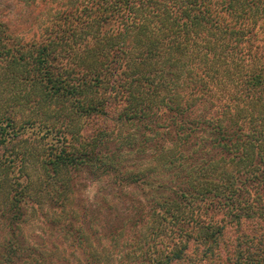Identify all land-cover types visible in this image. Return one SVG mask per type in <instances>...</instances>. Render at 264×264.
Instances as JSON below:
<instances>
[{
	"label": "trees",
	"instance_id": "1",
	"mask_svg": "<svg viewBox=\"0 0 264 264\" xmlns=\"http://www.w3.org/2000/svg\"><path fill=\"white\" fill-rule=\"evenodd\" d=\"M47 11L17 28L0 4L5 203L60 198L81 170L112 175L147 194L138 264H254L239 244L231 263L224 240L231 221L264 215V0H58ZM33 159L35 175L10 174Z\"/></svg>",
	"mask_w": 264,
	"mask_h": 264
},
{
	"label": "rangeland",
	"instance_id": "2",
	"mask_svg": "<svg viewBox=\"0 0 264 264\" xmlns=\"http://www.w3.org/2000/svg\"><path fill=\"white\" fill-rule=\"evenodd\" d=\"M57 1L37 0L38 4L29 6L25 0H0V4L6 18L19 28L20 22H33ZM32 130L27 128L25 132ZM91 130L89 125L84 127V135ZM145 154L131 159L129 165L146 161L149 155ZM33 161L24 170L17 165L15 173L10 174L35 175L38 166ZM115 182L112 175L81 170L73 188L60 198H46L43 192L25 197L18 207L8 206L7 197L0 192V264L141 263L142 250L147 245V194L139 186L125 188ZM261 197L255 207L263 206L264 195ZM259 217L241 224L229 223L224 254L231 257V263L236 259L234 247L239 244L241 257H251L254 264L263 260L264 264V215Z\"/></svg>",
	"mask_w": 264,
	"mask_h": 264
}]
</instances>
